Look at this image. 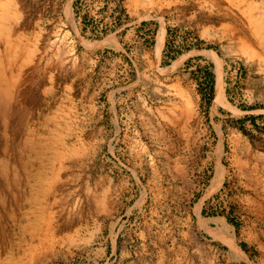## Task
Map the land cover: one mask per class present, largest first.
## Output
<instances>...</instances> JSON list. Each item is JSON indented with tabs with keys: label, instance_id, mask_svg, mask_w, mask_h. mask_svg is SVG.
Masks as SVG:
<instances>
[{
	"label": "rangeland",
	"instance_id": "1",
	"mask_svg": "<svg viewBox=\"0 0 264 264\" xmlns=\"http://www.w3.org/2000/svg\"><path fill=\"white\" fill-rule=\"evenodd\" d=\"M262 36L264 0H0V264H264Z\"/></svg>",
	"mask_w": 264,
	"mask_h": 264
},
{
	"label": "bare ground",
	"instance_id": "2",
	"mask_svg": "<svg viewBox=\"0 0 264 264\" xmlns=\"http://www.w3.org/2000/svg\"><path fill=\"white\" fill-rule=\"evenodd\" d=\"M14 8V7H13ZM162 30H164V28L163 29H161V31H160V33L162 32ZM159 35V40H162L163 39V32L161 33V35L160 34H158ZM262 38H264V36H262ZM161 42V41H160ZM159 42V43H160ZM220 86V85H219ZM218 86V87H219ZM222 89H221V87H219V89H218V91H217V94H216V101H220L221 99H222ZM230 240V239H229ZM231 241V240H230Z\"/></svg>",
	"mask_w": 264,
	"mask_h": 264
}]
</instances>
